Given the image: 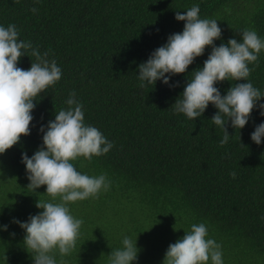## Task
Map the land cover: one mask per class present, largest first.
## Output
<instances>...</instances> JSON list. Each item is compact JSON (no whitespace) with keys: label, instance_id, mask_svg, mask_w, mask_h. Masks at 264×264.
Wrapping results in <instances>:
<instances>
[{"label":"trees","instance_id":"16d2710c","mask_svg":"<svg viewBox=\"0 0 264 264\" xmlns=\"http://www.w3.org/2000/svg\"><path fill=\"white\" fill-rule=\"evenodd\" d=\"M193 5H199L201 19H215L222 29L216 47L231 38L242 42L245 29L264 39V0H0V26L15 24L18 39L41 54L47 51L62 73L35 97L30 134L0 154V228L8 226L0 230V264H34L24 248L25 232L12 221L25 222L42 211L37 200L60 202L45 193L46 186L27 188L21 156L43 147L39 129L67 109L72 92L83 105L84 123L113 147L71 162L82 174H106L110 186L68 204L83 224L70 254L52 253L57 264H108L125 236L137 238L140 251L133 264H162L169 245L199 223L207 226L206 238L221 246L223 264H264V138L260 145L250 139L264 123L258 107L264 98L242 129L229 121L230 137L221 146L223 132L211 121L218 111L213 105L195 120L174 110L211 47L185 73L166 74L169 85L157 80L141 87L138 79L139 65L183 31L176 12ZM29 52L17 64L24 70L35 62ZM248 67L246 80L214 86L223 96L230 86L250 82L264 95V50Z\"/></svg>","mask_w":264,"mask_h":264},{"label":"clouds","instance_id":"9594fccd","mask_svg":"<svg viewBox=\"0 0 264 264\" xmlns=\"http://www.w3.org/2000/svg\"><path fill=\"white\" fill-rule=\"evenodd\" d=\"M36 13L38 9H29ZM199 5H193L186 12H176L175 20L184 22L183 31L167 38L165 45L157 48L145 63L138 67L140 86L144 81L155 84L161 80L169 85L170 75L186 72L194 59L203 55L206 47L211 53L204 61L203 68L195 70L188 80L181 96L176 99L174 110L187 118L201 117L209 104L218 111L211 121L223 132L220 145L229 140L228 123L233 129H242L249 121L257 102L264 98L252 83H237L221 95L214 85L218 82L246 80L258 54L264 50V39L256 31L243 30L242 42L235 38L214 46L220 39L222 29L215 19H201ZM19 31L15 24L0 26V154L5 153L20 141L21 136L30 134L31 115L38 94L54 85L61 78V69L55 59H48L33 49L31 42L18 39ZM23 50V51H22ZM29 50H31L29 52ZM26 52L35 58L28 70L17 66ZM27 56V55H26ZM176 85H171L175 87ZM70 93L66 101L67 109H61L39 131L43 133L42 148L28 157L22 153L21 162L25 166L29 184L35 191L46 186V194L60 202L38 201V214L30 215L25 222L13 219L24 232L25 250L32 255L34 264H57L54 253L61 256L71 253L79 237L82 219L75 218L68 207L69 203L96 197L103 189L107 191L110 181L106 174L89 176L82 174L71 161L79 157L91 160L110 151L113 143L94 126L84 123L83 105ZM260 115L264 116V104H259ZM264 138V123L257 125L251 134V141L260 145ZM242 147H245L240 143ZM235 178V172L230 174ZM4 225L0 230H7ZM11 235H14L11 234ZM208 229L204 223L193 224L190 231L181 239L170 244L162 264H223L221 246L214 239H207ZM136 240L125 236L122 247L112 251L108 264H133L138 258ZM6 260V257H5ZM63 264V261H60Z\"/></svg>","mask_w":264,"mask_h":264}]
</instances>
